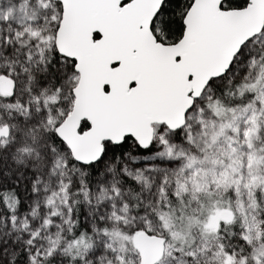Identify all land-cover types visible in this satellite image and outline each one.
Instances as JSON below:
<instances>
[{"label": "snow or ice", "instance_id": "6c2138e0", "mask_svg": "<svg viewBox=\"0 0 264 264\" xmlns=\"http://www.w3.org/2000/svg\"><path fill=\"white\" fill-rule=\"evenodd\" d=\"M0 264H264V0H0Z\"/></svg>", "mask_w": 264, "mask_h": 264}]
</instances>
